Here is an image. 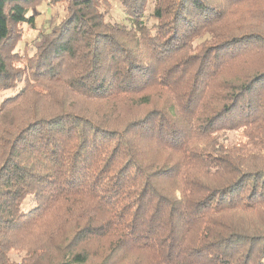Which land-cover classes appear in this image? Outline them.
Segmentation results:
<instances>
[{
	"label": "trees",
	"instance_id": "trees-1",
	"mask_svg": "<svg viewBox=\"0 0 264 264\" xmlns=\"http://www.w3.org/2000/svg\"><path fill=\"white\" fill-rule=\"evenodd\" d=\"M15 89L0 264H264V0H0Z\"/></svg>",
	"mask_w": 264,
	"mask_h": 264
},
{
	"label": "rangeland",
	"instance_id": "rangeland-1",
	"mask_svg": "<svg viewBox=\"0 0 264 264\" xmlns=\"http://www.w3.org/2000/svg\"><path fill=\"white\" fill-rule=\"evenodd\" d=\"M36 16V26H40V24L45 23L46 25L49 23L50 20L56 21L59 20V18L64 13V6L62 5H56V6H48L47 3H42L41 6H38L36 8L31 9V12ZM110 16L112 18L121 19L122 17L119 16V13H117V4L114 3V8L110 11ZM123 16V15H122ZM27 32L25 33V36L23 40L20 42L19 47L25 46L27 43L32 45V39H35L36 32L31 28V26L26 27ZM18 89L15 90H5L0 93V104L1 102L14 95Z\"/></svg>",
	"mask_w": 264,
	"mask_h": 264
}]
</instances>
